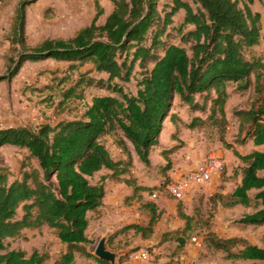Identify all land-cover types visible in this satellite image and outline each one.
<instances>
[{"label":"trees","instance_id":"1","mask_svg":"<svg viewBox=\"0 0 264 264\" xmlns=\"http://www.w3.org/2000/svg\"><path fill=\"white\" fill-rule=\"evenodd\" d=\"M35 1L21 0L16 10L11 45L19 50L15 48L17 57L7 61L9 78L28 61L54 59L68 64L69 75L79 73L64 91L61 105L73 98L83 100L89 87L106 89L110 94L94 97L82 116L74 120L36 127L0 126V150L13 146L26 152L22 177L14 181L0 156V264H45L47 254L34 251L28 255L21 249H8L5 243L26 229L43 226L55 230L67 246L55 264H74L80 251L92 257L83 245L90 243L89 215L98 213L104 203V182L125 183L134 193L146 190L135 181L121 178L128 172L125 165L133 162L126 141L141 162L150 165V152L159 146L176 97L195 112H205L210 103L208 119L226 124L229 85L236 84L237 91L253 88L256 98L251 107L235 112L237 136L240 144L251 141L255 146L264 145V57L252 54L262 40L261 14L251 8L255 0H111L113 10L103 24L98 21L105 14L104 8L100 0H94L96 15L89 26L69 40L47 39L30 49L26 8ZM162 3L166 5L160 10ZM181 10L185 16L177 32L182 45L171 44L165 40L170 35L167 30ZM87 65L107 78L96 79L92 71L82 72ZM136 66L141 70L137 91L129 94L118 81L130 82ZM175 119L171 115L172 122ZM194 126L192 123L189 128ZM112 134L121 135L117 144L128 155L127 162L114 160L108 150L104 140ZM233 153L246 164L242 179L231 194H216L213 204L250 208L253 213L239 223L244 227L264 226V152ZM103 170L111 173L92 184L89 179ZM20 207L23 215L18 218ZM145 207L151 212L148 226L123 229L152 234L160 214L152 202ZM179 215L186 220L182 232L186 235L193 217L181 207ZM206 231L207 247L223 252L226 260L264 261V245L243 237L220 238L210 221Z\"/></svg>","mask_w":264,"mask_h":264},{"label":"rangeland","instance_id":"2","mask_svg":"<svg viewBox=\"0 0 264 264\" xmlns=\"http://www.w3.org/2000/svg\"><path fill=\"white\" fill-rule=\"evenodd\" d=\"M20 1L0 0V79L3 78L0 81V126L36 127L42 124H55L60 120L80 118L94 97L109 95L110 92L98 87H89L84 90L83 100L73 98L63 104L64 106L61 105L64 91L79 77L78 72L69 75L68 64L67 66L59 64L53 59L26 62L15 77L9 78L7 61L9 58L17 57L15 48L19 50L18 46L12 47L11 36ZM100 2L107 16L112 12L113 4L111 0ZM164 5L166 3L161 4L160 10H163ZM251 8L261 14L262 36L261 43L252 49V54L264 57V0L262 2L255 0ZM95 15L94 0H36L26 8L27 44L30 49H34L47 39L69 40L79 30L89 26ZM105 16L99 19L98 24L105 22ZM184 16V13H179L174 17V25L167 30V34L170 35L165 37L169 43L182 45L177 28L183 23ZM124 57L125 54L122 55V58ZM85 71H92V77L96 79L107 78L106 74L95 72L92 65L85 66L82 72ZM140 71L136 66L130 82L118 81L125 92L136 93ZM228 91L230 95L226 104V124L208 119L210 103L205 112H195L183 104L179 97L175 99L170 115L164 122L160 146L150 152V165L142 163L132 144L126 141L129 152L135 157L132 158V164L125 165L128 172L121 178L135 181L146 188V192L132 193L133 187L113 182L111 179L106 180L107 196L103 209L89 215L87 236L90 243L83 245V249L92 257L86 256L84 251L77 252L75 264H99L97 260L100 259L94 253L95 248L101 239L107 237L110 238L107 248L118 254L115 264H156L162 256L169 259L168 264L172 262L179 264L170 260L181 253L182 247L190 242L191 238H196L194 243L200 249L195 264H240L227 261L223 253L207 247L205 241L207 221L211 222L213 230L220 237L244 236L251 243L264 245V227H244L239 223L245 215L253 213L252 209L242 206L224 208L219 203L217 206L213 204L216 194L225 196L231 194L242 179L246 164L234 155L233 150H237L241 155H248L256 150L264 152V146L256 147L251 141L240 144L237 136L239 123L235 112L251 107L256 98L254 89L237 91L236 84H230ZM197 99L200 100V97ZM171 115L176 116L174 122ZM192 123L195 126L189 128ZM119 136L121 137L116 134L106 136L104 142L114 160L127 162L128 155L117 144ZM224 142L230 144L232 148H227ZM210 154H216L221 158L224 171L216 185H209L210 182L197 188L191 201L181 204L183 211L193 216L189 236L183 234V237L176 240L178 235H172L167 243L161 244V237L152 236L148 232L142 236L133 230L123 229L132 224L147 226L151 212L144 207L147 203L155 201L152 198L153 193H158L157 199L173 200L165 186L180 174L196 168ZM25 155L24 150L15 147L7 146L0 150L2 161L10 170L11 181L22 177L21 167ZM104 174L110 172L98 173L89 180L92 184L99 183ZM22 215L20 207L18 218ZM5 243L8 249H21L28 255L34 251L47 254L48 260L45 264H55L67 251V246L60 242L55 230L47 226L26 229L19 237L7 239ZM163 246L173 255L171 253L162 255L160 249ZM141 251L151 254V261H132L129 258L131 254H139Z\"/></svg>","mask_w":264,"mask_h":264},{"label":"crops","instance_id":"3","mask_svg":"<svg viewBox=\"0 0 264 264\" xmlns=\"http://www.w3.org/2000/svg\"><path fill=\"white\" fill-rule=\"evenodd\" d=\"M111 13V12H110ZM109 13V14H110ZM179 13H184V15H185V11H183V10H181V11H179L178 12V14ZM108 14V15H109ZM107 15V16H108ZM103 16H105V14L103 15ZM102 16V17H103ZM107 16H105V19L107 18ZM26 35H27V30H26ZM29 41V40H28ZM51 60V59H50ZM54 60V59H53ZM54 61H56V60H54ZM28 62H30V61H28ZM38 62H42V61H38ZM57 63H59V64H64V65H66L67 66V63L66 62H59V61H56ZM103 74V73H102ZM99 96H101V95H99ZM103 96H105V95H103ZM178 97H176L175 99H177ZM93 100V99H92ZM91 103H92V101H91ZM91 103L89 104V105H91ZM57 123V122H56ZM55 123V124H56ZM4 127H14V126H4ZM253 143V142H252ZM254 145V144H253ZM159 146H160V139H159ZM255 146V145H254ZM262 146H264V145H262ZM5 147H7V146H5ZM10 147H13V146H10ZM256 147H260V146H256ZM154 148H156V147H154ZM153 150V149H152ZM151 150V151H152ZM256 151H259V150H256ZM262 152V151H261ZM133 157H135V156H133L132 155V158ZM138 157V156H137ZM135 159V158H134ZM138 159L140 160V158L138 157ZM150 159V158H149ZM136 160V159H135ZM141 161V160H140ZM104 171H108V170H103V171H101L100 173H104ZM110 173H111V171H109ZM187 173V172H186ZM183 174H185V172L184 173H182V174H180L179 176H177L175 179H173V181L174 180H177L178 178H180ZM104 175H106V174H104ZM219 177H220V174H214L213 175V177H212V181H211V183L209 184V185H216L217 183H218V180H219ZM108 180V179H107ZM106 182V181H105ZM105 182H104V184H105ZM114 182V181H113ZM118 183V182H117ZM97 184V183H96ZM138 185V184H137ZM138 186H140V185H138ZM210 187V186H209ZM105 189H106V196H107V188H106V186H105ZM134 192V190H133V188H132V193ZM145 192L146 191H142L141 192V194H145ZM196 192V191H195ZM195 192H193L190 196H189V198H187L185 201H183V202H180V201H178V200H176V199H174L173 197V200H167V199H162V198H160V199H157L158 198V196L156 197V198H154L153 196H152V198L155 200V201H153L152 203H154L155 205H156V207H157V212H158V214H160V217H159V219H158V221L156 222V224L154 225V227H153V233L151 234L152 236H157V237H161V240H160V242H161V244H165V243H167L169 240H170V238L171 237H173L172 235H176V233L175 232H177V231H181V233L180 234H177L178 236H177V238H176V240L177 239H179L180 237H183L182 235H183V230L185 229V227H186V220H184V219H182L181 217H180V215H179V210H180V207H181V210H182V212H184L183 211V209H182V206H181V204L183 203V204H185V203H188L189 201H191V199H192V197L195 195ZM106 196H105V199H106ZM105 199H104V203H105ZM157 199V200H156ZM104 203H103V205H102V207H100V209H99V211L101 210V209H103V206H104ZM237 207V206H236ZM243 207V206H242ZM235 208V207H234ZM144 209H147L146 207H144ZM187 216H190V217H193V216H191L188 212H184ZM91 214V213H90ZM151 219V218H150ZM115 223V222H114ZM132 225H134V224H132ZM129 226V225H128ZM148 226V225H147ZM147 226H142V227H147ZM250 227H254V226H250ZM262 227H264V226H261L260 228H262ZM108 228V230H110V227L108 226L107 227ZM133 230V229H132ZM111 231H113V230H111ZM133 231H135V230H133ZM214 231V230H213ZM215 233H216V231H214ZM112 233H114V231L112 232ZM170 233H174V234H170ZM191 233V230L190 231H188L187 233H186V235H188L189 236V234ZM138 234H141L142 236H143V233H138ZM217 234V233H216ZM218 235V234H217ZM219 236V235H218ZM164 237L165 238H167V240L166 241H163V239H164ZM220 237V236H219ZM233 237H243V238H246L247 240H249L247 237H244V236H233ZM220 238H224V237H220ZM229 238H231V237H229ZM109 239L110 238H106V243H107V246H108V241H109ZM196 239V238H195ZM195 241H194V238H191V240H190V242H188L187 244L185 243V245H184V247H182V251H181V253H179L175 258H172L171 260H170V262L173 260L174 262H177V263H179V264H195V262H196V260H197V256H198V254H199V247H198V245L196 244V243H194ZM253 244H255V243H253ZM256 245H259V244H256ZM259 246H263V245H259ZM161 253H162V255H165V254H170L171 253V255H173V253L172 252H170L166 247H162L161 249ZM175 251H176V249H175ZM174 252V251H173ZM217 252H220V251H217ZM115 253V252H114ZM221 253H223V252H221ZM117 254V253H116ZM120 254V253H119ZM224 254V253H223ZM174 255H175V252H174ZM117 257H118V254H117ZM224 257H225V254H224ZM116 260H117V258H116ZM98 261V260H97ZM169 259L168 258H166L165 256H162V258H160V260L158 261V263H156V264H168L169 262ZM227 261H229V262H231V263H240V264H243V263H245V264H264V261H236V262H233V261H230V260H227ZM75 262H76V259H75ZM75 262H74V264H75ZM99 262V261H98ZM107 263V262H106ZM173 263V262H172ZM172 263H170V264H172ZM99 264H101V263H99ZM111 264V263H110ZM120 264V263H119ZM174 264V263H173Z\"/></svg>","mask_w":264,"mask_h":264},{"label":"built area","instance_id":"4","mask_svg":"<svg viewBox=\"0 0 264 264\" xmlns=\"http://www.w3.org/2000/svg\"><path fill=\"white\" fill-rule=\"evenodd\" d=\"M224 171L223 161L216 154L208 155L196 168L183 174L177 180L165 186L168 194L174 199L183 202L195 192L197 188L208 185L212 181L214 174H221ZM154 198L158 193H153ZM194 241L196 239L194 238ZM132 261H151L152 256L146 251H141L139 254H131L129 257Z\"/></svg>","mask_w":264,"mask_h":264},{"label":"water","instance_id":"5","mask_svg":"<svg viewBox=\"0 0 264 264\" xmlns=\"http://www.w3.org/2000/svg\"><path fill=\"white\" fill-rule=\"evenodd\" d=\"M95 256L103 262L115 264L117 254L107 248L106 238L99 241L95 248Z\"/></svg>","mask_w":264,"mask_h":264}]
</instances>
